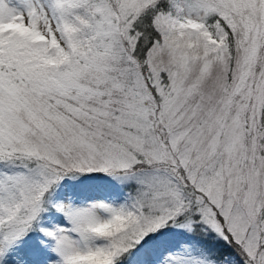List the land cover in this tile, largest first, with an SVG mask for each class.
<instances>
[{"label": "snow or ice", "instance_id": "obj_1", "mask_svg": "<svg viewBox=\"0 0 264 264\" xmlns=\"http://www.w3.org/2000/svg\"><path fill=\"white\" fill-rule=\"evenodd\" d=\"M0 264H264V0H0Z\"/></svg>", "mask_w": 264, "mask_h": 264}]
</instances>
